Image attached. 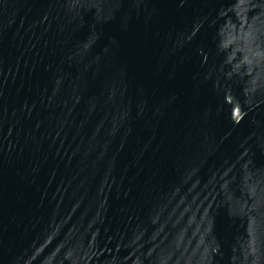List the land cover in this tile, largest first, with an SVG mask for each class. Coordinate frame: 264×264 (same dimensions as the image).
Returning <instances> with one entry per match:
<instances>
[{"label":"water","instance_id":"water-1","mask_svg":"<svg viewBox=\"0 0 264 264\" xmlns=\"http://www.w3.org/2000/svg\"><path fill=\"white\" fill-rule=\"evenodd\" d=\"M0 264H264V0H0Z\"/></svg>","mask_w":264,"mask_h":264}]
</instances>
